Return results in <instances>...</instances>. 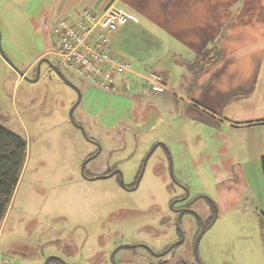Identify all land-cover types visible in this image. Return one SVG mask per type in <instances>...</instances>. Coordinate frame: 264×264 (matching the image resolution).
Masks as SVG:
<instances>
[{"label": "rangeland", "instance_id": "374dc122", "mask_svg": "<svg viewBox=\"0 0 264 264\" xmlns=\"http://www.w3.org/2000/svg\"><path fill=\"white\" fill-rule=\"evenodd\" d=\"M74 1L0 0V123L27 142L20 180L0 222V252L13 264H43L51 254L61 256L67 264H87V257L100 248L94 243L97 229L92 230L95 225L90 213L137 201L138 194H124L113 183L89 181L82 175L84 162L99 147L98 155L86 163L87 171L94 174L117 163L126 175L133 176L152 151L144 172L146 187L139 192L147 201L162 197L157 176L167 177L170 163L174 178L191 188V197L202 191V180L208 193L214 194L216 185L232 173L227 153L218 155L219 145L204 149L203 139L204 133L208 138L230 135L189 117L184 101L176 96L181 90L173 86L169 72L164 73L169 83L164 92L139 85L140 77L132 79L134 72L146 73L148 65L126 73L128 87L118 80L121 87L113 92L86 81L54 54L53 28L60 18L76 10L71 5ZM42 58L50 59L78 85V104L79 91L52 71L47 61L39 63ZM206 203L199 200L195 204L204 216ZM77 208L90 224L88 233L70 232L63 225V214ZM244 210L216 216L206 229L198 246L204 264H264V214L251 205ZM207 212L211 213L210 208ZM189 219V215L183 218L187 234L175 250L193 264V230L185 224ZM101 233L104 242L100 249L106 253L111 236ZM168 234L165 244L177 238L175 231ZM71 239L79 242L73 244Z\"/></svg>", "mask_w": 264, "mask_h": 264}, {"label": "crops", "instance_id": "0c3cea01", "mask_svg": "<svg viewBox=\"0 0 264 264\" xmlns=\"http://www.w3.org/2000/svg\"><path fill=\"white\" fill-rule=\"evenodd\" d=\"M111 3L121 4L128 16L111 36L113 52L130 58L132 71L147 65V72L159 71L166 90L169 72L189 117L230 135H203L204 149L219 145L217 154L226 152L232 160V173L214 194L202 180L217 216L243 212L247 205L264 214V0H75L71 5L101 12ZM214 45L222 50L220 59L193 76L183 61Z\"/></svg>", "mask_w": 264, "mask_h": 264}, {"label": "flooded vegetation", "instance_id": "af4514ba", "mask_svg": "<svg viewBox=\"0 0 264 264\" xmlns=\"http://www.w3.org/2000/svg\"><path fill=\"white\" fill-rule=\"evenodd\" d=\"M68 84L76 90L79 88L73 81ZM147 161L144 163L145 159L143 160L133 176L126 175L122 167L117 163L107 165L105 171L101 174L87 171L85 165L84 177L87 180L93 182L108 181L118 187L124 194H138L139 196L137 201L108 206L103 209L104 211L96 210L90 213V218L95 225L92 230L97 229V237L94 243H98V246L102 247L104 241L101 238L103 237L101 231H106L107 236L112 238L110 237L108 251L104 253V250L99 248L98 252H94V254L87 257V264H190L182 253L178 254L175 250L177 246L183 244L186 238L187 230L182 223L185 215L190 217L185 223L186 226L193 230L192 232L190 231L192 235L191 248L195 258L193 264H199L194 254V243L202 229V225L204 224L206 231L217 216L214 202L201 190L195 192L197 194L191 197L189 185L174 178L171 163L170 167L168 166L169 175L167 177L157 176L159 178V180L157 179V185L162 187L161 189L164 192L161 195L162 197L156 196L151 198L150 201L142 198L139 192L146 187L143 179ZM178 188L180 189L179 192L177 191ZM199 200L208 202L204 206L207 216H204V213L195 206ZM201 204L203 205V202ZM209 208L211 213L208 214ZM75 210L73 209V211L63 214V225L70 232L80 230L88 233L90 231L89 222L85 221L82 210L79 208ZM179 217L184 231V239L165 253L170 245L181 238L180 228L178 227ZM169 231H175L177 238L165 244L163 239L169 235ZM130 233L133 234V239H129ZM70 242L75 244L79 240L71 239ZM127 243L131 246H124ZM160 243L163 245L157 248L155 245ZM83 247L86 246L84 245ZM43 264H67V262L61 256L51 254L46 257Z\"/></svg>", "mask_w": 264, "mask_h": 264}, {"label": "built area", "instance_id": "2783aa9c", "mask_svg": "<svg viewBox=\"0 0 264 264\" xmlns=\"http://www.w3.org/2000/svg\"><path fill=\"white\" fill-rule=\"evenodd\" d=\"M128 22V16L113 3L101 12L88 7L76 9L60 18L53 28L55 50L61 61L77 75L93 85L116 92L121 85L128 87L131 63L115 54L111 36ZM137 73V72H136ZM142 82L156 92L166 90L159 71L137 73ZM0 264H13L0 252Z\"/></svg>", "mask_w": 264, "mask_h": 264}, {"label": "trees", "instance_id": "16d2710c", "mask_svg": "<svg viewBox=\"0 0 264 264\" xmlns=\"http://www.w3.org/2000/svg\"><path fill=\"white\" fill-rule=\"evenodd\" d=\"M221 55L222 50L214 45L199 52L193 59L183 61V64L193 76H196L215 64ZM26 158V140L0 123V222L5 218L11 205ZM262 169L264 176V158Z\"/></svg>", "mask_w": 264, "mask_h": 264}, {"label": "water", "instance_id": "95a60500", "mask_svg": "<svg viewBox=\"0 0 264 264\" xmlns=\"http://www.w3.org/2000/svg\"><path fill=\"white\" fill-rule=\"evenodd\" d=\"M0 48H1V34H0ZM42 61H47L48 64L50 65L51 69H52L53 71H55V72H56V73H57V74H58V75H59V76L65 81V82L70 83V80H69V79L63 74V72L59 69V67H57L56 65H54V64L51 62L50 59H48V58H42V60H41L39 63H41ZM80 100H81V94H80V92H79V98H78V101H77L76 104H78ZM157 145H158V144H156V145L154 146V148H155ZM99 151H100V147H99V150H98L94 155H92L91 157H89V158L84 162V164H83V166H82V168H81V173H82L83 176H85V170H84V169H85V165H86V163H87L90 159H92L93 157L97 156L98 153H99ZM151 153H152V151L147 155V157L145 158V162H144V163H146V161H147V159L149 158V156H150ZM178 227L180 228L181 238H180L177 242H175L174 244L170 245V246L168 247V249L165 251V253L168 252V251H170V250L173 248V246L178 245L179 243H181V242L183 241V239H184V231H183V229H182V227H181V224H180V217L178 218ZM204 232H205V227H204V224H203V225H202V229H201V231L199 232L198 236L196 237V239H195V243H194V254H195V257H196V259H197V261H198L199 264H204V263L202 262L200 256H199V252H198L199 242H200V239H201V237L203 236ZM124 246H131V245L127 243V244H124Z\"/></svg>", "mask_w": 264, "mask_h": 264}, {"label": "bare ground", "instance_id": "6f19581e", "mask_svg": "<svg viewBox=\"0 0 264 264\" xmlns=\"http://www.w3.org/2000/svg\"><path fill=\"white\" fill-rule=\"evenodd\" d=\"M25 77V76H24Z\"/></svg>", "mask_w": 264, "mask_h": 264}]
</instances>
